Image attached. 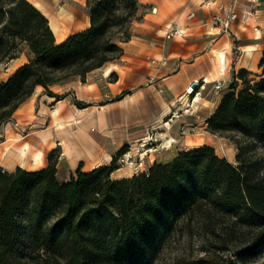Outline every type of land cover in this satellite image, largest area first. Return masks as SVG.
<instances>
[{"label":"trees","instance_id":"16d2710c","mask_svg":"<svg viewBox=\"0 0 264 264\" xmlns=\"http://www.w3.org/2000/svg\"><path fill=\"white\" fill-rule=\"evenodd\" d=\"M91 26L58 43L49 19L29 0H0V64L29 61L0 83V125L38 86L55 84L124 55L139 0H90ZM261 74L242 68L207 120L211 134L238 133L237 164L210 145L180 152L149 171L114 179L109 165L69 180L58 176L60 148L39 170L0 167V264H159L172 237L209 243L197 264H252L264 257V57ZM241 87V88H240ZM78 106L80 102H76ZM58 153L57 157L54 155Z\"/></svg>","mask_w":264,"mask_h":264},{"label":"crops","instance_id":"0c3cea01","mask_svg":"<svg viewBox=\"0 0 264 264\" xmlns=\"http://www.w3.org/2000/svg\"><path fill=\"white\" fill-rule=\"evenodd\" d=\"M29 1L49 19L58 43L91 26L90 0ZM206 1L139 0L142 19L134 22L133 36L125 43V53L121 57L130 59V77L127 79L125 73L119 72L118 79L110 83L109 91L117 95L126 84L132 88L131 93L119 100L110 99L102 103L107 93L97 88L96 82H88L89 74L85 82L76 77L50 87L57 94L63 90V94L73 91L79 100L90 104L80 108L71 95L55 101L44 87L38 86L33 95L18 107L12 120L0 125V167L9 171L18 166L39 170L47 164L46 153L60 148L58 174L66 167L65 180H69L80 164L83 171L106 165L122 147L120 140L112 139L106 132L108 115L115 116L120 128L159 127L156 123L160 122L159 118L167 109L179 106V113L194 109L192 105L196 106L197 100L192 99L190 106L183 101L194 83L197 87L202 85V89L216 87L218 81L225 86L233 72L242 68L261 74L264 0H216V4L224 3L239 13L240 18L232 25L231 33L214 25L212 16L216 12V4L207 5ZM191 13L195 16L190 19ZM243 14L249 16V20L242 19ZM174 24L186 28L185 38L165 37L168 27ZM220 60H225V63ZM28 61V52H23L1 63L0 83L7 81ZM117 66H109L111 72L106 74L105 70L104 75H110ZM55 86H60L59 90H55ZM54 102L51 110L50 104ZM214 112L209 113L205 122ZM15 122L22 128H29L28 134H23ZM60 125H65L66 130L57 134L54 128ZM43 126L47 129H39ZM68 128H77L78 132ZM92 128L95 131H91ZM119 171L121 169L116 170L113 176Z\"/></svg>","mask_w":264,"mask_h":264},{"label":"rangeland","instance_id":"374dc122","mask_svg":"<svg viewBox=\"0 0 264 264\" xmlns=\"http://www.w3.org/2000/svg\"><path fill=\"white\" fill-rule=\"evenodd\" d=\"M141 19L142 14L138 12L137 16L131 23V38L133 36L132 26L134 22L140 21ZM125 43L122 44L123 48ZM23 52H28L25 45L20 47L17 54ZM129 60L128 57H125L124 59L120 58L108 63L101 69L92 71L93 73H89L88 82H96L98 84L97 88L107 93L106 97L103 98L102 103L110 101V99H113L114 101L119 100L131 93L132 88L126 84H123L122 91L117 95H113L109 92L111 88L110 83L115 82L118 79L119 72L125 73L127 79L130 77ZM220 61L223 64L225 63V60ZM112 64H118L119 66L114 67L112 73L106 77L104 72L108 69L107 67L112 66ZM235 73L236 72H233L231 80L228 81L225 86L222 82L223 85L220 89L210 86L202 89V85H199L196 89L193 88L189 91V98L190 104H192V99L197 100V105H192V108L194 109L191 111L185 110L181 113L178 111L179 106L167 109L164 115L159 118L160 122L156 123L159 127H147L144 129L131 127L120 128L117 126L118 122H115V116L108 115L109 123L106 132L108 135H111L112 139L120 140V145H122L115 155H117L121 149H125L124 153L118 158L117 163L121 171L115 176L112 174V177L114 179L133 177L149 171V169L156 163L166 164L171 162L182 151H189L205 145L212 146L218 156L228 159L233 164H237L236 156L239 153L237 142L242 145L245 144V140L242 136L238 133H232L230 135L211 134L208 131V124L205 122L209 113H211V111H216L217 105L221 102L223 95L229 91L231 84L234 82ZM53 88L59 90L60 86H55ZM214 88L215 91L212 92ZM222 90H225V92L221 93ZM63 91H60L59 94L61 96L71 95L75 104L76 102L81 103L80 106L76 104L78 107L83 108L90 106L87 102L79 100L74 96L73 91L65 92V94H63ZM54 100L58 101L59 99L55 97ZM54 104L55 102L50 104L51 110L53 109ZM150 120L151 119H148V121ZM149 124H151V122ZM39 129L45 130L47 128L46 126H43ZM92 129L91 131H95L94 128ZM54 130L57 131V134H62L66 130V126L60 125L59 127H55ZM68 130L78 132L77 128H68ZM21 132L23 134H28L29 128H24ZM50 152L51 151L47 152L45 155L47 164ZM255 153L264 158V148L262 146L257 147ZM57 155L58 153H56L54 157H57ZM110 163H107L106 165H109ZM66 173L67 169L64 167L58 174L60 180L65 181L67 178ZM209 246V243L198 237L193 239L181 238L178 236L172 237L166 241L165 249L159 257V264H197L198 259L204 255L205 249L209 248ZM252 264H264V257Z\"/></svg>","mask_w":264,"mask_h":264},{"label":"built area","instance_id":"2783aa9c","mask_svg":"<svg viewBox=\"0 0 264 264\" xmlns=\"http://www.w3.org/2000/svg\"><path fill=\"white\" fill-rule=\"evenodd\" d=\"M206 4L207 5L216 4V0H207ZM215 10L216 12L212 16V21L214 25L220 27L222 31L226 33H231L232 25L240 18L239 13L233 7L226 6L224 3L216 4ZM194 16L195 13L189 14L190 19L193 18ZM242 19L247 21L249 20V16L243 14ZM186 36H187L186 28L178 24L169 26L165 32L166 38H174V37L185 38ZM222 85H223L222 82L218 81L216 83V89H220ZM15 125L18 126L20 131L24 130V128H22L18 122H15Z\"/></svg>","mask_w":264,"mask_h":264},{"label":"bare ground","instance_id":"6f19581e","mask_svg":"<svg viewBox=\"0 0 264 264\" xmlns=\"http://www.w3.org/2000/svg\"><path fill=\"white\" fill-rule=\"evenodd\" d=\"M111 72V68L109 67L107 70H106V74H109ZM206 81H209V79H206ZM197 82H201L199 80H197ZM181 99V98H180ZM183 101L186 103V104H189L190 105V98H189V92L186 93L185 97H183ZM187 106V105H186ZM181 107V106H180Z\"/></svg>","mask_w":264,"mask_h":264},{"label":"water","instance_id":"95a60500","mask_svg":"<svg viewBox=\"0 0 264 264\" xmlns=\"http://www.w3.org/2000/svg\"><path fill=\"white\" fill-rule=\"evenodd\" d=\"M192 86H193L194 89L197 88V84L196 83H194Z\"/></svg>","mask_w":264,"mask_h":264}]
</instances>
